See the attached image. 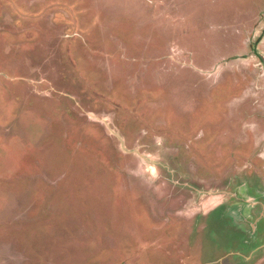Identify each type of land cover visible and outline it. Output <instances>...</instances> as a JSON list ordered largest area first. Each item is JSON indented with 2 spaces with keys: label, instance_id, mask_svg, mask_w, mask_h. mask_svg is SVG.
<instances>
[{
  "label": "rangeland",
  "instance_id": "1",
  "mask_svg": "<svg viewBox=\"0 0 264 264\" xmlns=\"http://www.w3.org/2000/svg\"><path fill=\"white\" fill-rule=\"evenodd\" d=\"M259 13L264 0H0V264H264L255 244L233 254L219 213L237 149L208 136L235 134L243 87L264 77L230 60Z\"/></svg>",
  "mask_w": 264,
  "mask_h": 264
},
{
  "label": "flooded vegetation",
  "instance_id": "2",
  "mask_svg": "<svg viewBox=\"0 0 264 264\" xmlns=\"http://www.w3.org/2000/svg\"><path fill=\"white\" fill-rule=\"evenodd\" d=\"M259 15L256 23L247 27L249 29L245 30V34L242 28L239 32L234 31L243 38L242 45L235 48L240 51L238 56L230 60L255 59L264 74V13ZM238 100L239 104L232 107L236 110L233 120L235 134L231 135L222 129L220 134L208 135L218 138L221 147H224V154L228 153V148L237 149L238 181L233 186L228 181L222 182L220 195L225 201L221 203L219 213L223 221L228 219V222L225 221L228 230L235 231L242 241V246L234 255L247 252L250 243L255 244L251 253L264 251V77L259 79L255 87L244 86ZM212 150L210 145L211 153ZM213 211L209 214L211 220L219 210ZM244 259L248 262L251 257L245 256Z\"/></svg>",
  "mask_w": 264,
  "mask_h": 264
}]
</instances>
